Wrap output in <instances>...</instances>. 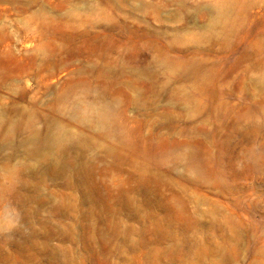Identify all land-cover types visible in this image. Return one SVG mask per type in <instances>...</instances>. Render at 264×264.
Instances as JSON below:
<instances>
[{"label":"rangeland","instance_id":"obj_1","mask_svg":"<svg viewBox=\"0 0 264 264\" xmlns=\"http://www.w3.org/2000/svg\"><path fill=\"white\" fill-rule=\"evenodd\" d=\"M0 264H264V0H0Z\"/></svg>","mask_w":264,"mask_h":264}]
</instances>
